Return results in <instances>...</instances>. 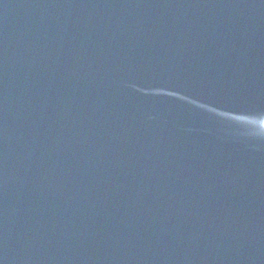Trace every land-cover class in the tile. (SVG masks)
I'll return each mask as SVG.
<instances>
[{"label": "water", "instance_id": "1", "mask_svg": "<svg viewBox=\"0 0 264 264\" xmlns=\"http://www.w3.org/2000/svg\"><path fill=\"white\" fill-rule=\"evenodd\" d=\"M0 264H264V0H0Z\"/></svg>", "mask_w": 264, "mask_h": 264}]
</instances>
